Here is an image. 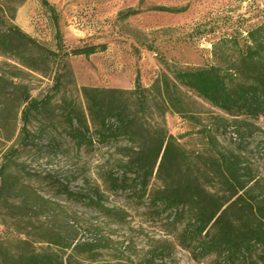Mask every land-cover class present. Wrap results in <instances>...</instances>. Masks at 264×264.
I'll list each match as a JSON object with an SVG mask.
<instances>
[{"label":"rangeland","instance_id":"1","mask_svg":"<svg viewBox=\"0 0 264 264\" xmlns=\"http://www.w3.org/2000/svg\"><path fill=\"white\" fill-rule=\"evenodd\" d=\"M58 15L60 35L52 33L39 0H0V36L16 26L57 57L42 58L38 49L15 41L13 50L0 52V168L4 157L17 150L0 178V258L23 252H55L80 264H141L164 243L171 255L156 264H212L200 262L167 236L165 229L145 215V208L123 196L105 200L117 208L118 218L100 215L84 203L68 199L57 190L61 183L71 191L101 185L104 159L101 153L76 151L62 134L60 106L73 102L85 109L83 87L133 89L137 77L151 87L167 73L165 63L177 69L202 68L216 63L213 44L223 35L238 34L264 23V0H48ZM182 9L179 13L154 11V7ZM137 15L125 18L129 11ZM91 45L106 50L90 57L70 56L65 51ZM70 74L53 100L55 120L48 114L29 126L32 143L20 142L21 93L34 98L50 94L55 78ZM185 115L169 113L168 131L182 146L207 153L204 128L223 150L236 146L231 129L216 124L231 122L193 92L182 89ZM242 151L264 184V119ZM24 147V148H23Z\"/></svg>","mask_w":264,"mask_h":264},{"label":"trees","instance_id":"2","mask_svg":"<svg viewBox=\"0 0 264 264\" xmlns=\"http://www.w3.org/2000/svg\"><path fill=\"white\" fill-rule=\"evenodd\" d=\"M39 2L52 33L59 36L56 11L48 0ZM153 10L182 12L164 6ZM138 13L129 10L124 17ZM15 41L38 49L43 59L57 57L16 26L0 36V52L12 51ZM106 48L84 46L65 51L63 57L88 58ZM213 56L216 63L202 68L181 70L165 63L167 73L159 75L151 87L142 85L139 77L130 90L83 87L85 109L63 102L59 111L63 136L76 151L98 152L106 158L101 185L71 191L60 183L57 190L111 218H118L120 211L108 207L105 200L126 197L144 207L145 215L160 224L195 262L213 258L212 264H264V184L242 153L247 139L260 130L259 120L264 119V23L250 28L246 37L221 36L213 44ZM64 68L50 94L34 98L21 93L26 105L21 114L20 143L25 147L32 143L29 126L34 119L48 114L55 120L53 100L70 74L67 62ZM182 89L231 119L224 124L218 121L215 129L232 130L234 149H220L212 137V127L204 128L207 153L185 149L180 138L168 131L165 118L169 113L186 114ZM17 153L12 149L5 155L1 179ZM172 249L166 242L141 264H156V260L169 257ZM0 264L80 263L43 251L9 254L0 258Z\"/></svg>","mask_w":264,"mask_h":264}]
</instances>
